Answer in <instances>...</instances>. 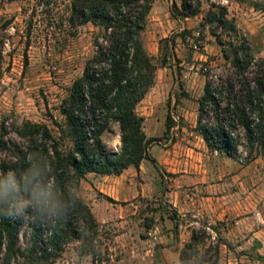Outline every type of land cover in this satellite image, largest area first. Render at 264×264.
<instances>
[{
	"label": "rangeland",
	"instance_id": "1",
	"mask_svg": "<svg viewBox=\"0 0 264 264\" xmlns=\"http://www.w3.org/2000/svg\"><path fill=\"white\" fill-rule=\"evenodd\" d=\"M183 1L156 0L153 6L143 41L158 70L154 88L138 107L148 138L162 139L151 149L176 152L180 172H163L160 197L141 201L137 215L125 224L119 214L100 225L91 248L83 242L68 245L54 264L152 260L153 255L146 254L154 246L145 244L147 250L142 241L153 240L150 233L156 228L165 231L162 225L168 216L178 221L174 231L185 237L209 228L213 240L208 245L221 244L219 264H264V156L248 148L244 130L235 134L238 148L230 158L210 150L199 128L206 86L218 89L237 77L232 56L226 60L223 51L231 55V44L247 41L257 59H264V0H201L202 12L191 18L181 15ZM214 6L228 9L237 34L206 23L212 10L219 13ZM70 18L71 0H0V132L5 128L7 140L14 144L24 145L16 129L33 123L48 126L64 153L74 149L73 140L57 126H66L61 107L96 56L102 30L93 24L74 27ZM169 115L173 127L167 132ZM214 122V114L209 113L203 125ZM103 140L110 150L119 152V125ZM0 158L6 160L9 154L0 151ZM189 161L200 166L188 169L196 174L185 172ZM188 175L194 179L181 178ZM181 186L188 203L175 208L171 193ZM30 240L27 227L22 231V247ZM93 247L96 253L88 252Z\"/></svg>",
	"mask_w": 264,
	"mask_h": 264
},
{
	"label": "trees",
	"instance_id": "2",
	"mask_svg": "<svg viewBox=\"0 0 264 264\" xmlns=\"http://www.w3.org/2000/svg\"><path fill=\"white\" fill-rule=\"evenodd\" d=\"M155 2L71 0L70 23L74 27L93 24L102 30L96 56L87 63L84 75L75 81L62 104L66 126L57 123L62 135L73 140L74 149L64 153L46 125L26 123L16 129L24 141L22 146L7 140L3 128L0 151L8 153L9 158H0V171L20 170L26 166L29 153H38L53 162L52 179L72 203L59 221L41 222L28 214L0 222V264H54L74 242L91 248L99 236L100 224L78 195L82 181L90 174L119 177L131 167L140 170L145 160L157 164L150 150L162 139L148 138L145 119L138 114V107L155 86L158 70L143 41ZM214 8L219 13L212 10L206 23L237 34V26L228 19V9ZM181 12L185 18L197 17L202 12V1L184 0ZM219 43L224 47L222 41ZM230 49L231 55L228 51L223 54L226 60L232 56L237 77L218 89L206 86L200 101V132L210 150L234 158L238 148L235 134L244 130L248 148L264 156V59H257L247 41L239 46L231 44ZM167 64L165 58L163 65ZM209 113L214 114L215 122L204 126V117ZM114 125L121 130L119 152L110 150L103 140L106 133L113 132ZM172 127L169 115L167 132ZM27 227L31 240L23 248L21 235ZM212 240L209 228L194 230L181 253V264H219L221 244L208 245ZM88 252L96 253V248Z\"/></svg>",
	"mask_w": 264,
	"mask_h": 264
},
{
	"label": "crops",
	"instance_id": "3",
	"mask_svg": "<svg viewBox=\"0 0 264 264\" xmlns=\"http://www.w3.org/2000/svg\"><path fill=\"white\" fill-rule=\"evenodd\" d=\"M150 154L157 161L156 165L145 160L140 170L131 167L119 177L90 174L82 181L79 195H81V199L91 208L100 225L110 223L120 215L122 219L121 224H125L130 217L137 215L139 210L138 204L141 201L155 200L162 195L161 175L163 172L173 174L180 172V161L176 157V152L163 151L158 153L157 149H151ZM191 166L196 168V170L200 168L197 164L195 165L189 161L187 163L186 173L190 174L192 172L188 171ZM181 178H184V181L194 179L189 177V175L182 176ZM196 180H199V178L196 177ZM87 188L90 191H85ZM179 188L183 187H178L177 191L171 193L170 202L175 208L182 207L188 203L186 199L184 200V197H187L186 192L183 189L179 190ZM84 191L87 194H84ZM177 224V220H173L172 217L168 216L162 225L163 228L167 227L165 231L156 228L150 233L153 236V240L142 241L143 246L147 250L148 245L145 244L151 243L154 248L148 250L146 254H152L153 259L141 262V264H181V253L191 241L192 233H189L188 237L180 235L177 231H174ZM133 253L137 254L136 252ZM139 256L144 257L145 254L143 253Z\"/></svg>",
	"mask_w": 264,
	"mask_h": 264
},
{
	"label": "clouds",
	"instance_id": "4",
	"mask_svg": "<svg viewBox=\"0 0 264 264\" xmlns=\"http://www.w3.org/2000/svg\"><path fill=\"white\" fill-rule=\"evenodd\" d=\"M20 170L0 171V222L32 214L41 222L59 221L72 201L53 181V162L29 153Z\"/></svg>",
	"mask_w": 264,
	"mask_h": 264
}]
</instances>
